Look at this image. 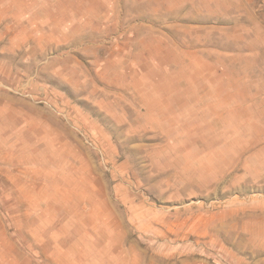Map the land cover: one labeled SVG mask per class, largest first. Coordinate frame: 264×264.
<instances>
[{
    "label": "rangeland",
    "instance_id": "rangeland-1",
    "mask_svg": "<svg viewBox=\"0 0 264 264\" xmlns=\"http://www.w3.org/2000/svg\"><path fill=\"white\" fill-rule=\"evenodd\" d=\"M0 264H264V0H0Z\"/></svg>",
    "mask_w": 264,
    "mask_h": 264
},
{
    "label": "bare ground",
    "instance_id": "bare-ground-1",
    "mask_svg": "<svg viewBox=\"0 0 264 264\" xmlns=\"http://www.w3.org/2000/svg\"><path fill=\"white\" fill-rule=\"evenodd\" d=\"M245 186H246V185H245ZM81 262H82V261H81ZM81 262H80V263H81Z\"/></svg>",
    "mask_w": 264,
    "mask_h": 264
}]
</instances>
